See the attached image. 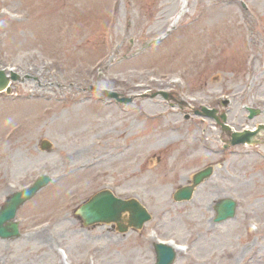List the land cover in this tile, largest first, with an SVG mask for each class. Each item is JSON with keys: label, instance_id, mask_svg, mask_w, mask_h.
Wrapping results in <instances>:
<instances>
[{"label": "rangeland", "instance_id": "rangeland-1", "mask_svg": "<svg viewBox=\"0 0 264 264\" xmlns=\"http://www.w3.org/2000/svg\"><path fill=\"white\" fill-rule=\"evenodd\" d=\"M0 69L21 76L0 93V206L53 178L17 210L0 264H156V240L183 248L173 264H264V133L223 149L221 126L192 111L214 107L238 131L264 124V0H0ZM211 166L192 199L173 200ZM105 188L151 219L122 234L85 226L75 210ZM227 196L235 217L214 223Z\"/></svg>", "mask_w": 264, "mask_h": 264}, {"label": "water", "instance_id": "water-1", "mask_svg": "<svg viewBox=\"0 0 264 264\" xmlns=\"http://www.w3.org/2000/svg\"><path fill=\"white\" fill-rule=\"evenodd\" d=\"M17 79L18 75L11 73L8 77L4 71L0 70V92L6 90L10 93L8 86L9 79ZM107 97L115 98L118 101L130 102L131 99L120 97L117 92L101 90ZM161 94L166 98L168 95L165 92ZM204 114L211 115L214 110H208L203 108ZM250 117L257 114L258 111L249 108ZM226 129L227 126L223 125ZM260 129L264 130V125H261L259 129L255 131L245 130L243 132H233L231 144L237 143H254V135H257ZM47 146L43 145V149ZM211 167L205 168L197 172L194 175L193 185H198L204 178L211 174ZM49 178L47 176L40 177L30 188L17 192L13 197L9 198L8 201L0 209V237L7 238L15 235L17 230V224L11 222V218L15 216L17 208L22 205L26 200L32 197L40 188L48 184ZM193 192V186H186L178 189L174 195L176 200L189 199ZM217 221L233 217L235 214V202L232 199H222L216 207ZM80 216L84 219L85 224H91L94 222H118L121 219L123 212H129V225L136 228L142 226V224L150 218V215L146 210L134 199H120L116 198L111 192L105 190L96 194L86 204L82 205L78 210ZM9 220V221H8ZM5 221L8 224L4 226ZM120 231L127 230L125 226H119ZM156 259L158 264H171L175 258V252L167 245L156 244L155 245Z\"/></svg>", "mask_w": 264, "mask_h": 264}, {"label": "bare ground", "instance_id": "bare-ground-1", "mask_svg": "<svg viewBox=\"0 0 264 264\" xmlns=\"http://www.w3.org/2000/svg\"><path fill=\"white\" fill-rule=\"evenodd\" d=\"M123 225V222H119V226H122Z\"/></svg>", "mask_w": 264, "mask_h": 264}]
</instances>
